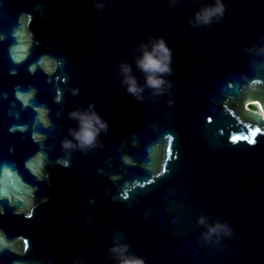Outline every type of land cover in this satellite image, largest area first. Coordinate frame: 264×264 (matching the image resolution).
I'll use <instances>...</instances> for the list:
<instances>
[{
  "label": "water",
  "instance_id": "1",
  "mask_svg": "<svg viewBox=\"0 0 264 264\" xmlns=\"http://www.w3.org/2000/svg\"><path fill=\"white\" fill-rule=\"evenodd\" d=\"M103 2L0 0V264H113L114 235L146 264H264V56L242 51L264 0H222L200 28L186 21L212 0ZM149 34L172 49L173 84L139 102L115 66ZM89 103L103 147L65 167L66 112ZM200 214L231 235L205 243Z\"/></svg>",
  "mask_w": 264,
  "mask_h": 264
},
{
  "label": "clouds",
  "instance_id": "2",
  "mask_svg": "<svg viewBox=\"0 0 264 264\" xmlns=\"http://www.w3.org/2000/svg\"><path fill=\"white\" fill-rule=\"evenodd\" d=\"M178 0H169V7L174 6ZM93 6L97 9L104 7L103 0H93ZM225 6L222 0H212L211 3L203 4L195 9L192 15L187 19V24L192 28H200L218 22L224 15ZM53 29L57 26L52 25ZM259 43L244 46L242 51L246 54L255 56H264V35L258 36ZM132 62L127 60H118L115 71L119 78L120 86L133 99L142 102L144 92L150 90L152 97L170 95V89L173 81L169 79L172 75L173 56L172 49L168 46L165 39L161 36L149 34L144 40L136 44L130 50ZM135 70L143 76V83H140L134 74ZM72 95H78V89H72ZM167 103L171 104L169 99ZM69 120L75 122V126L67 128V135L61 139V150L69 156V159H59L58 163L67 167L70 163V154L73 151H79L86 154L95 148H102L103 141L101 134H107L108 122L99 114L95 105L89 103L84 107L77 106L66 112ZM211 118H209L210 120ZM196 224L203 229L200 233V239L205 243L218 244L224 237L230 236L232 228L226 221L219 219L209 222L204 214L196 217ZM129 245L120 239L119 236H113L106 249L109 258L113 264H146L144 257L136 255L129 251ZM71 264H85L82 256L73 258Z\"/></svg>",
  "mask_w": 264,
  "mask_h": 264
},
{
  "label": "snow or ice",
  "instance_id": "3",
  "mask_svg": "<svg viewBox=\"0 0 264 264\" xmlns=\"http://www.w3.org/2000/svg\"><path fill=\"white\" fill-rule=\"evenodd\" d=\"M257 131H259V130L257 129ZM254 134H255V133H253V135H254ZM168 139L171 140L172 137L169 136ZM231 139H232L233 142H236V141L239 140V139H245V140H249V143H254V141H253V140H250L248 136H244V137L232 136ZM125 198H126V194H125ZM25 243L27 244V242H25Z\"/></svg>",
  "mask_w": 264,
  "mask_h": 264
},
{
  "label": "bare ground",
  "instance_id": "4",
  "mask_svg": "<svg viewBox=\"0 0 264 264\" xmlns=\"http://www.w3.org/2000/svg\"><path fill=\"white\" fill-rule=\"evenodd\" d=\"M258 113H259V114H262L261 111H260L259 109H258ZM263 116H264V115H263Z\"/></svg>",
  "mask_w": 264,
  "mask_h": 264
},
{
  "label": "trees",
  "instance_id": "5",
  "mask_svg": "<svg viewBox=\"0 0 264 264\" xmlns=\"http://www.w3.org/2000/svg\"><path fill=\"white\" fill-rule=\"evenodd\" d=\"M250 109H252L253 110V108L251 107Z\"/></svg>",
  "mask_w": 264,
  "mask_h": 264
}]
</instances>
